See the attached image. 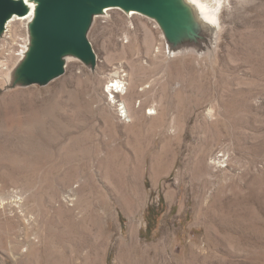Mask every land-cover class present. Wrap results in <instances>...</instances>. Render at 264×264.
Listing matches in <instances>:
<instances>
[{
    "label": "rangeland",
    "instance_id": "1",
    "mask_svg": "<svg viewBox=\"0 0 264 264\" xmlns=\"http://www.w3.org/2000/svg\"><path fill=\"white\" fill-rule=\"evenodd\" d=\"M220 18L210 50L174 52L153 19L111 10L89 30L94 71L72 60L25 87L6 83L27 40L14 24L0 40V264H264V0H227ZM117 72L139 87L127 124L107 89Z\"/></svg>",
    "mask_w": 264,
    "mask_h": 264
},
{
    "label": "water",
    "instance_id": "2",
    "mask_svg": "<svg viewBox=\"0 0 264 264\" xmlns=\"http://www.w3.org/2000/svg\"><path fill=\"white\" fill-rule=\"evenodd\" d=\"M109 7L126 8L156 18L173 49L183 43L185 30L190 41L198 46L197 39L201 36L198 31L212 32L192 21L181 0H41L33 25L35 46L11 86L45 85L61 77L65 73L63 56L69 52L83 63L97 64L89 30L93 16L103 14ZM26 11L20 1L0 0V33L12 14L23 15Z\"/></svg>",
    "mask_w": 264,
    "mask_h": 264
},
{
    "label": "bare ground",
    "instance_id": "3",
    "mask_svg": "<svg viewBox=\"0 0 264 264\" xmlns=\"http://www.w3.org/2000/svg\"><path fill=\"white\" fill-rule=\"evenodd\" d=\"M13 1L22 2L25 5L27 11L23 15L12 14L9 17V19L5 25L4 31H2V33H0V40L7 38L8 35H10V37H12L11 36L12 35L11 30H12V27L14 26V24L16 22H21L23 24V26H25V29L27 32V40H26L25 46L23 47V50L19 54V57L17 58V61L14 64V67L7 73V77H6V83L7 84H9V83L14 84L16 79L19 77V71H21V69L23 68L25 61L28 59L30 52L32 51L33 47L35 46L36 38L34 35L35 33H34L33 25H34L35 19L37 17L38 8L41 4V0H13ZM181 1L185 5V8H187V10H189V12L191 13V16L193 19L192 21L200 24L204 28L206 27V28L211 29L212 32L205 33L204 35H202L201 38L197 39V40L201 41L203 38L204 40H203V42H201L203 49L206 48L207 50H210L218 42V33L219 32H217V30L220 28V21H221L220 15H221L222 9L225 7L227 0H181ZM114 9L122 11L124 14H126L127 17H130V18H132L136 15H143V16H146V17L153 19L156 22L158 28L162 31V34L164 35V37L166 38L164 29H163L161 23L156 18L147 16L145 14L136 12L134 10L126 9V8H120V7L106 8L104 10L103 14L93 16V19H92L93 22L98 16L108 14L111 10H114ZM183 34L185 35L183 37V43H180L179 46L175 49H173L171 46H169L170 49L173 50L174 52H176V51H179V52H188V51L192 52V51H194L195 46H193L194 45L193 42L190 41L187 31L185 30V32ZM196 51H200V50L198 48H196ZM95 58H96V60L98 58L96 52H95ZM72 60H79L76 57V55L73 54L72 52L66 53L63 56V64H64L65 71H66L68 63L71 62ZM86 63H84V64L88 68H90L91 71L95 70V67L97 65L96 63H92L91 61L86 62ZM126 76H128L127 79L125 78ZM117 84L120 85L121 87L118 88V87L113 86V85H117ZM107 89H108V92L110 94H112V100L110 101V103H113V105L118 104V107L119 108L121 107V110L118 109V111L120 113L121 118L126 117L124 119L126 122L125 124L132 122L133 119H132V114H131L132 110L130 108V102L133 99V93H135V91L137 89H139V87H137V85L134 82L133 73H131V75H128V74L127 75H121L120 72L115 73L112 76V78H110V80L108 81V88ZM139 91H144V88L142 90H139ZM108 97H109V94H108ZM156 114H158V112L156 111V108H153L150 110L149 115H156ZM171 132H173V130H171ZM76 144H77V142H76ZM221 161H222L221 158H218V164L219 165L221 164ZM226 161L227 160H225L223 163H226ZM214 167H216V166L214 165ZM72 190H70V193L72 192ZM65 198H66L67 202L73 201L70 197H65ZM18 201L19 202L22 201V198H20L19 196L17 197V202ZM68 206H70V203L68 204ZM92 224H93V222H92ZM93 225H95V224H93Z\"/></svg>",
    "mask_w": 264,
    "mask_h": 264
},
{
    "label": "clouds",
    "instance_id": "4",
    "mask_svg": "<svg viewBox=\"0 0 264 264\" xmlns=\"http://www.w3.org/2000/svg\"><path fill=\"white\" fill-rule=\"evenodd\" d=\"M113 86H114V87H118V88H119V87H121V86H120V85H118V84H117V85H113Z\"/></svg>",
    "mask_w": 264,
    "mask_h": 264
},
{
    "label": "built area",
    "instance_id": "5",
    "mask_svg": "<svg viewBox=\"0 0 264 264\" xmlns=\"http://www.w3.org/2000/svg\"><path fill=\"white\" fill-rule=\"evenodd\" d=\"M110 101H111V99H110ZM111 104H113V103H111ZM116 106H118V104ZM118 109H120V108L118 107Z\"/></svg>",
    "mask_w": 264,
    "mask_h": 264
}]
</instances>
